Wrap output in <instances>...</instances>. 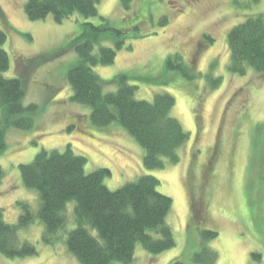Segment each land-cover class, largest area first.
Wrapping results in <instances>:
<instances>
[{
	"label": "rangeland",
	"instance_id": "obj_1",
	"mask_svg": "<svg viewBox=\"0 0 264 264\" xmlns=\"http://www.w3.org/2000/svg\"><path fill=\"white\" fill-rule=\"evenodd\" d=\"M25 4L0 0V28L8 34L4 48L11 66L5 76L19 77L26 104L39 108L34 130H9L0 158L5 174L0 207L6 221L18 222V201L29 203L34 212L39 208L37 194L22 183L19 165L30 163L41 150L65 151L70 144L75 154L88 159L87 173L111 171L105 179L110 190L146 174L157 177L159 192L172 198L166 220L176 247L153 255L138 245L133 264H196L201 230L218 232L207 245L219 253L217 264H250L256 252L264 264V74L250 70L245 76L234 75L227 67L229 31L247 17L264 15V0L245 11L229 0H135L127 12L121 0L97 5L99 15L127 31L128 39L114 64L94 68L105 92L117 89L109 81L120 73L141 76L145 81H130L138 87L136 98L151 102L156 94H171L176 100L172 116L191 135L179 151L180 162L164 170L143 166V149L122 127L114 123L95 128L91 108L70 101L67 73L79 59L74 50L59 53L82 33L84 22L99 24L101 19L75 14L63 24L53 16L30 21ZM163 17L169 20L165 27L159 24ZM204 34L215 38L213 45L204 41ZM175 53L204 74L216 63L214 75L223 78L221 85L212 90L206 79L188 81L167 70V58ZM74 207L71 202L66 212L70 230L76 226ZM43 232L39 220L20 231L38 255L7 259L0 254V264H80L63 240L46 245Z\"/></svg>",
	"mask_w": 264,
	"mask_h": 264
},
{
	"label": "trees",
	"instance_id": "obj_2",
	"mask_svg": "<svg viewBox=\"0 0 264 264\" xmlns=\"http://www.w3.org/2000/svg\"><path fill=\"white\" fill-rule=\"evenodd\" d=\"M229 1L240 11L260 3V0ZM100 2L26 0L24 12L30 21L53 16L58 24L75 14L85 19L99 17V24L84 22L82 33L59 53L74 50L79 59L67 73L72 91L70 101L91 108L93 127L108 128L114 123L122 127L143 149V166L148 170L177 165L181 160L179 151L191 135L172 116L175 97L163 93L156 94L151 102L137 99L138 87L130 81L145 80L128 73H120L109 81L117 89L105 92L101 77L94 72L97 66L114 64L128 42L127 31L116 28L110 19L99 15ZM134 2L121 0V7L131 11ZM159 24L165 27L169 24L168 18L163 17ZM203 36L208 45L214 44L215 38ZM7 41L8 34L0 28V158L7 149L9 130H34V117L39 111L35 103L26 104L22 80L5 76L11 69L10 56L4 48ZM227 46L230 56L227 67L231 74L245 76L250 70L264 74V15L247 17L235 25L228 33ZM215 65L204 74L190 66L181 53L168 56L166 61L167 70L177 72L188 81L206 79L212 90L223 81L214 75ZM87 164L88 159L75 154L69 144L65 151L41 150L30 163L19 165L22 183L37 194L39 208L34 212L29 203L18 201L21 213L18 222L11 224L0 207V254L7 259L38 255L37 247L20 236L22 229L38 220L44 225V243L52 246L63 240L70 255L80 264H133L138 245L153 255L176 247L174 231L166 220L173 200L159 192L157 177L145 174L135 182L110 190L105 179L111 177V171L102 168L87 173ZM4 176L0 163V180ZM71 202L75 203L76 226L70 230L66 212ZM216 237L218 232L214 230H201L202 248L194 255L196 264H217L219 253L207 246ZM251 259L250 264H262L263 258L258 252Z\"/></svg>",
	"mask_w": 264,
	"mask_h": 264
}]
</instances>
